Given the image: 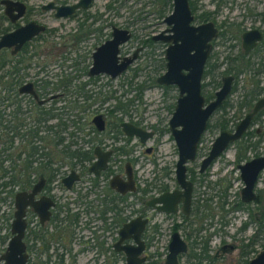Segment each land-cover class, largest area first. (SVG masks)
I'll return each mask as SVG.
<instances>
[{"label": "flooded vegetation", "instance_id": "1", "mask_svg": "<svg viewBox=\"0 0 264 264\" xmlns=\"http://www.w3.org/2000/svg\"><path fill=\"white\" fill-rule=\"evenodd\" d=\"M75 1L77 0L71 3ZM153 1L154 13L157 17H162L163 23V18L167 15H163V12L171 11L172 0ZM199 1L187 0L192 15L191 24L199 25L206 22L213 24L217 33L210 41L211 49L214 43H221L225 44L230 52L239 50L237 56L230 57L228 54L224 56L223 60L229 62V66L225 69L230 71L224 73V69L216 73L217 81L212 82L216 89L204 98L201 93L202 79L210 70L209 52L200 80V93L205 104L213 99V93L221 86L225 76L232 77L228 95L230 94L234 80V75L230 73L240 70L235 67V62L240 60L239 58L246 59L243 68L246 63L251 67L253 63L249 57L261 56V52L264 51L261 49L264 47V0H207L206 4ZM22 2L25 4V10L14 21L9 20L3 13L4 7L0 5V35L31 21L29 19L31 6L26 3V0ZM53 2L71 4L68 0L65 3L55 0ZM93 2L94 0H91L85 8H78L73 14L58 19H69L78 14L82 16V20L77 23L74 31L64 40H68L71 47L74 48L75 45L87 40L93 33L97 34V44L86 56L75 53L70 56V53L59 51L65 50L62 47L67 48L62 41V46L54 52V55L44 61L41 60L39 65L35 63L39 69L35 75L40 74L42 78L32 76L30 72L32 58L37 59L42 54L35 50L36 45L33 43L43 40L44 33H53V28H47L43 24L44 32L24 42L15 52H11L13 47L0 48V159L2 158V166L6 168L12 162H18L24 157L28 165L25 186L22 188L13 186L11 198L0 203L6 206L9 204L8 208L10 207L8 212L1 211L0 214V256L4 253L11 237L10 224L15 211L14 194L21 191L30 194L33 186L42 180L38 185L39 189L26 199L28 202L23 209L24 227L21 241L25 257L24 264H126V254L119 248L128 245L136 246L137 243L128 233L121 237L119 230L123 224L135 217L144 220L138 234V240L142 242L143 249L137 255V259L143 258V260L136 264H165L168 246L172 241V247L177 250L175 254L177 264H222L227 259V254L235 255L234 264H247L248 260L264 247V184L261 187V174L264 167L256 176L252 188V199L244 200L241 195L243 182L238 166L255 157L264 156V153L259 154L254 150L256 144L251 143L249 151L254 150V152L250 154H245V148H238L235 155L237 161L234 164L237 174L235 177H230V182L222 179V171L217 169L212 172L211 169L230 145L234 146L237 142L244 141V137L249 135L252 137L253 133L249 128L252 124L259 122V117L264 115V106L254 113L239 139L229 143L203 169L200 164L210 146L205 152L198 153V144L203 133L201 134L194 157L184 163V179L190 184L187 199L183 189L176 182V146L174 147L176 160L172 163V167L154 163L151 180H145L141 174L137 173L135 164L139 158L137 156L127 158L131 151L126 146L132 138L139 145L144 146L148 140L153 137L157 139L165 131L172 138L168 126L169 119L165 128L160 129L152 125L149 128H143L136 121H127L145 131L152 132L151 137L143 143L137 137L127 136L121 131L120 123L125 121L121 116L114 118L107 113L95 111L83 123L79 121L81 117L78 110L88 108L92 103L89 101L92 92L100 91V87L95 85L98 78L106 76L113 79L105 73L88 75L92 52L111 37L112 27L115 26L106 21V14L102 17L101 14L88 13ZM207 6L211 9H207ZM104 7L105 10H110V4ZM39 8L42 10L40 6ZM48 11L54 18L53 10ZM87 20L89 22L86 25ZM97 21L100 25L92 28L91 25ZM106 28L108 31L104 32ZM165 28H167L166 25ZM249 30H258L261 33V39L244 52L241 46L242 34ZM151 36L144 41L146 45L162 43L165 49L167 43L160 40L153 41ZM123 44H120L119 48ZM164 49L162 62L164 61L165 64ZM45 56L46 54H43V57ZM55 58L69 64L63 67L65 69L61 67L57 70H48V64L45 61H54ZM135 59L136 57L133 61ZM85 60H87L86 63H84ZM258 64L259 66L257 65L251 71L252 75L264 74V62ZM214 65L216 68L219 63ZM205 70L208 71L205 72ZM48 72L53 73L48 74ZM48 76L50 77L46 78ZM156 78L155 84H157ZM258 82V80L251 82V91L249 90L242 102L238 104L242 107L237 109L238 112L240 109L244 110L238 116V121L251 111L256 100L264 98V84L260 85ZM157 85L162 88H175L176 98L178 97L176 86ZM20 88L24 90L20 91ZM256 89L258 94L252 97ZM228 95L213 113L223 110ZM69 96L71 100H68ZM250 98L251 104L245 108V102ZM79 99L86 104L81 103L83 106L78 104ZM107 99L109 97L104 96L101 101ZM95 114L101 115V130H97L91 121ZM223 119L227 120L220 116L215 125L218 127ZM233 129L226 125L225 128L219 129V132ZM263 138L264 133L259 139ZM24 141L27 152L21 150V143ZM94 146H98L101 152H109L102 169L98 167L99 165H95L98 157L93 152ZM16 147L19 148L16 150ZM64 148L69 150L67 155L63 153ZM147 148L149 149L146 150ZM152 150V146L144 148V152L148 154L152 153ZM5 156H10L13 161L10 162V159H6ZM192 162H195L194 168L189 166ZM128 165L134 189L121 192L117 188H121L122 181L127 180ZM70 173L74 179L63 180ZM113 177L115 180L111 183L110 180ZM208 177L211 179L207 180ZM232 186L235 187L233 191L230 190ZM172 192L175 193L173 197L154 200L151 205L149 204L152 199ZM32 202L37 203L33 205ZM46 204L47 207L44 209L43 205ZM42 211H45V214ZM233 214L238 215L236 226L230 221ZM229 224L234 229L231 234L226 230ZM214 239L218 240L217 245H213ZM180 242L183 243L184 250L179 249ZM3 263V260H0V264Z\"/></svg>", "mask_w": 264, "mask_h": 264}, {"label": "water", "instance_id": "2", "mask_svg": "<svg viewBox=\"0 0 264 264\" xmlns=\"http://www.w3.org/2000/svg\"><path fill=\"white\" fill-rule=\"evenodd\" d=\"M91 0H77L71 4H55L48 1L41 4L42 10H53L54 18H62L74 13L78 8H85ZM0 5L4 7L3 13L14 21L19 18L24 10L25 4L19 0H0ZM15 11V13H13ZM192 15L187 0H172L171 11L163 18V23L167 28L151 36L153 41L160 40L167 43L164 49L165 70L156 78V83L160 85H174L178 90V97L171 117L168 120V126L177 150V161L175 163V177L178 185L183 189L185 198L189 196L190 184L184 179V163L194 157L196 145L201 134L204 132L208 118L213 111L219 107L221 102L228 95L231 87V76H225L222 79L221 86L213 93V99L204 104L203 96L200 93V80L206 58L211 50L210 41L216 36V29L211 22L199 25L191 24ZM45 26L34 20L26 22L16 29L0 35V48L13 47L11 52H15L26 41L44 32ZM111 37L104 43L97 46L91 54V64L88 69V75L105 73L111 78L119 75L136 57L138 49L134 50L131 56L119 57V45L130 38V32L124 28L112 27ZM261 39V33L258 30H249L242 34L241 46L244 52H247L255 45L256 41ZM30 86V84H27ZM24 90L23 88L19 89ZM32 94L34 95L33 91ZM35 97V95H34ZM264 106V98H259L253 104L251 111L247 112L235 125L232 131L221 130L210 144L207 155L201 161V169L218 156L229 143L239 139L241 134L248 126L251 117ZM97 130L102 129V119L100 114H95L91 119ZM121 131L127 136H135L141 143L151 137L152 132L145 131L140 127L122 121L120 123ZM147 148L146 150H148ZM93 152L97 154L98 160L95 165L100 169L104 168L105 160L109 152H101L98 146H94ZM264 167V156L255 157L242 165L238 166L240 178L243 182L241 195L244 200L252 199V188L258 172ZM66 176L63 180H73L74 177ZM127 180L122 181L121 192L131 191L133 179L129 170L126 171ZM115 180L113 177L110 182ZM39 181L33 186L31 193L17 192L14 194L13 220L10 224L11 237L9 238L4 253L0 256L3 264H24L23 243L21 241L23 234V209L28 201L38 189ZM174 192L162 194L154 200H164L174 196ZM44 200V199H43ZM33 205L37 202H32ZM47 204L43 205L46 209ZM45 214V211H42ZM40 214V212H39ZM144 220L138 217L131 219L123 224L119 230L121 237L128 233L137 243L136 246H124L122 249L126 254V264H136L143 258L137 259V255L142 251L143 244L138 240V234L142 229ZM173 242V241H172ZM172 242L168 246V254L165 264H177L175 254L177 250L172 247ZM180 250H184L182 242L179 244ZM247 264H264V247L260 249Z\"/></svg>", "mask_w": 264, "mask_h": 264}, {"label": "rangeland", "instance_id": "3", "mask_svg": "<svg viewBox=\"0 0 264 264\" xmlns=\"http://www.w3.org/2000/svg\"><path fill=\"white\" fill-rule=\"evenodd\" d=\"M48 1L53 0H26V3L31 6L30 11V20H34L36 22L44 24L47 28H53L54 32L49 34H43V40L40 42L33 43L36 45V51L42 53L41 56L37 59L32 58L31 65V75L36 76L35 72L38 69L36 62L38 65L41 60L49 59L51 55H54V52L58 51V48L62 46V41L65 43V50H59L60 52L70 53L72 56L73 53L80 56L88 55V52L97 44V34H91L87 40L75 45L74 48L70 46V42L68 40L64 41L66 37H68L76 27L77 23L82 20L81 15L74 16L69 19H55L52 17V13L50 11H42L39 6ZM73 0H68V3H71ZM200 3H205L207 0H200ZM110 4V10H105V5ZM154 1L153 0H94L92 6L88 9V13L91 15L97 14H106V21L108 23H112L120 28L127 29L131 33L130 39L120 46L119 55H130L134 50L138 49V53L136 59L129 65L126 71H124L120 76H117L113 79H109L106 76H101L98 78V81L95 83L96 86L100 87V91L92 92V96L90 97L92 103L88 108L80 109L79 115L81 119L79 120L81 123L85 121L88 117H90L91 113L95 111L100 113H107V110H111L113 106L116 104V100H119V103L130 105L127 106V113L123 114L121 112L115 111L111 115L114 118L120 117L125 121H136L143 128H149V126H153L155 128H165L167 120L169 119L172 111V105L176 99L177 91L175 88L168 87L162 88L161 86L155 84L154 79L164 71V61L163 58V49L164 44L162 43H153L147 44L144 41L150 37L152 34L157 33L158 31L165 28V24L162 23V17H157L154 13ZM207 9H211V7L207 6ZM163 15L168 14V10H164ZM103 15L102 17H104ZM89 20L86 21V25ZM100 22L97 21L94 25H91L92 28L94 26H99ZM264 30V28H263ZM108 28L104 29V32H107ZM104 37V36H103ZM102 37V38H103ZM210 51V59H209V67L210 70L207 75L202 79L203 88L201 93L204 98L212 94L213 90L216 89L212 82L217 81L218 72H222L229 66V62H225L224 56L228 54V56H237L239 54V50L236 49L233 52L228 51L225 44L214 43ZM33 46V45H32ZM75 49V50H73ZM264 50V47L261 48ZM264 52V51H263ZM261 52V56H253L249 57L250 61H252L253 66L248 68H243L245 63V58L237 60L235 62V67L240 69L238 72L231 71L230 73L234 75V80L232 82V90L228 97L226 98L225 107L223 110L214 112L207 121V127L203 132L200 143L198 144V153L201 154L206 151V149L210 146L214 137L219 132L218 127L215 125L220 116L227 119V126L230 129H233L234 124L238 121L237 118L243 113V109H240L238 112V104L242 102L245 96L248 94V91L252 89L251 82L258 80V84H264V74H259L257 76L252 75L251 71L257 65L259 66V62L262 64L264 62V53ZM43 54H46L43 57ZM55 57V56H54ZM85 60L84 63H86ZM48 64L47 69H60L61 67H66L64 60H55L54 61H45ZM219 63V65L214 68V64ZM163 65V66H162ZM65 69V68H63ZM53 72H48L51 74ZM37 78H42L39 74L36 76ZM50 76L46 77L49 78ZM51 79L53 77L51 76ZM128 82L130 84H128ZM253 84V83H252ZM138 86L142 87V90L138 92L136 89ZM138 95V97H137ZM106 96L109 99L105 101H101V99ZM68 100H71V96H69ZM78 104H81V99L77 100ZM62 104V103H61ZM83 104V103H82ZM81 104V106L83 105ZM70 108V112H71ZM242 116V115H241ZM253 133L251 135L244 137V143L247 147L244 149L245 154L254 152L256 150L259 154L264 153V138L259 139V137L264 133V115L259 117V122L254 123L249 128ZM255 130V131H254ZM258 130V131H257ZM148 140L144 146L139 145L134 138H132L128 145L127 149L131 151V154L127 156V158H131L132 156H137L138 162L135 164L137 167V173L141 174L143 178L147 181H150L152 178V171L154 170V163L159 164L161 166L167 165L172 167V163L176 160L175 153V145L174 141L170 137L168 132H162L160 136L155 139ZM256 144L254 150L249 151V145ZM133 145L135 147H133ZM132 146V147H130ZM145 146H152V153L148 154L144 152ZM238 150L237 145H230L228 150L221 155V158L215 163L214 167L211 169L212 172H215L217 169L222 171V179L224 181L230 182V177H235L237 172L234 170L235 167V155ZM195 162L189 164L191 168H194ZM261 174L262 184H264V171ZM229 175V177H228ZM213 178V177H212ZM211 178H207L209 180ZM236 187V185H235ZM234 186L230 189L233 191L235 189ZM7 203V202H5ZM9 205V204H8ZM8 205L0 204V214L1 211H9ZM238 215L233 214L231 216V223L236 226ZM236 221V223H234ZM226 230L231 234L234 229L230 224L226 228ZM239 238V237H238ZM218 240H213V245H217ZM151 252V251H150ZM234 254H227V259L224 260L222 264H234Z\"/></svg>", "mask_w": 264, "mask_h": 264}, {"label": "trees", "instance_id": "4", "mask_svg": "<svg viewBox=\"0 0 264 264\" xmlns=\"http://www.w3.org/2000/svg\"><path fill=\"white\" fill-rule=\"evenodd\" d=\"M55 1H57L59 3H65L66 2V0H55ZM248 67H249V64L246 63L244 68H248ZM208 70H205V72H207ZM229 71L230 70L225 69L224 73L229 72ZM236 71H239V70H236ZM128 84H130V83L128 82ZM259 88H261V87H259ZM136 89L138 90V92H140L142 87L138 86ZM257 90L258 89L255 90L253 95L251 93L252 97H254V95L258 94ZM137 97H138V95H137ZM251 98L245 102V105H244L245 108L250 106ZM129 105H130L129 103L121 104V103H119V100H116V104L113 106V108L111 110L107 111V115L112 116L111 114L115 111L121 112L123 114H128L127 113V108H128L127 106H129ZM239 108H242L241 104L238 106V109ZM226 125H227V120L223 119V122L219 123L218 128L223 129L226 127ZM236 145L238 148H241V147L246 148L247 147V145L244 143L243 140L237 142ZM9 146H10V143H9ZM21 146H22V149H21L22 152L28 151L25 141L21 143ZM18 148L19 147H16V150ZM63 153H64V155H67L66 153H69V150L64 148ZM16 157H19V156H16ZM5 158L10 159V162L13 161L12 160L13 158H10V156H5ZM1 161H2V158L0 159V203L11 198L13 191H14L12 188L13 186L17 185L21 188L24 187L26 184V181H27L26 176L28 175V165H27V160L25 159V157L22 158L18 162H15V163L12 162L7 168H6V166H4V167L2 166Z\"/></svg>", "mask_w": 264, "mask_h": 264}]
</instances>
